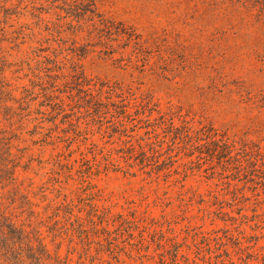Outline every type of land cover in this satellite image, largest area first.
I'll return each instance as SVG.
<instances>
[{
    "label": "trees",
    "instance_id": "1",
    "mask_svg": "<svg viewBox=\"0 0 264 264\" xmlns=\"http://www.w3.org/2000/svg\"><path fill=\"white\" fill-rule=\"evenodd\" d=\"M31 1L33 10L60 3L64 21L34 15L45 33L38 48L15 64L0 56V190L7 193L0 197V264H71L72 256L75 264H264V195L251 217L241 207L248 193L264 192V147L205 123L191 110L152 109V99L131 94L127 86L88 77L79 64L88 53L73 61L53 44L64 26L74 36L89 18L101 33L110 23L89 0ZM249 3L264 26V0ZM6 5L0 0V51L4 43L17 46L14 32L5 31L15 17ZM22 38L35 42L33 35ZM96 135L105 138L102 145L92 140ZM24 137L51 152L36 171L31 158L22 164L24 150H15ZM175 156L188 168L183 177L170 165ZM206 170L213 185L204 183L203 191L201 181L188 185ZM110 176L128 185L138 181L139 205L129 201L115 211L94 186ZM149 179L164 183L167 207L177 203L186 222L180 230L164 208L159 219L151 216L150 205L159 199L148 202Z\"/></svg>",
    "mask_w": 264,
    "mask_h": 264
},
{
    "label": "rangeland",
    "instance_id": "2",
    "mask_svg": "<svg viewBox=\"0 0 264 264\" xmlns=\"http://www.w3.org/2000/svg\"><path fill=\"white\" fill-rule=\"evenodd\" d=\"M89 1L93 4L91 9L110 23V29L102 33L94 30L89 18L74 36L69 32L71 28L64 26L61 40L53 44V47L61 46L64 51L60 53L73 61L78 62L79 55L88 53L79 62L85 75L121 83L130 89L131 94L149 97L154 105L150 106L152 109L181 107L185 111L191 110L204 117L205 123L264 147V26L257 20L255 11L250 9L249 0ZM6 2L15 17L5 25V31L8 34L14 32L17 46L2 44L0 56L7 63L15 64L32 54L33 48L39 46L36 41L45 37L43 26L34 15L41 14L42 19L50 23H62L64 12L60 3L37 6L33 10L31 0ZM51 6L57 9L53 10ZM245 6L247 9L243 8ZM81 9L87 7L79 11ZM31 35L35 42L22 38ZM135 53L140 55L138 59L133 58ZM29 140L24 137L23 142L15 143L14 147L15 150H24L22 164L31 158L36 171L38 161H48L51 152L32 146ZM92 140L98 145L105 142V138L99 135L93 136ZM177 157L170 165L183 177L188 168L183 167L184 162ZM206 163L202 162L204 166ZM196 176L190 177L188 185L197 186L195 181H201V191L207 189V184L213 185L207 182L208 170ZM29 177L33 178L35 185L40 184L39 177L32 173ZM135 182L128 185L121 177L110 176L95 182L94 186L104 199L116 206L115 211H120L129 201L139 205L140 184ZM146 183H149L146 187L148 202L159 199L150 205L151 216L159 219L164 208L168 218L175 223V229L180 230L186 222L177 213L176 202L167 207L164 183L157 186L150 179ZM261 193H248V200L241 203L249 217L255 205H262L260 196L264 192ZM6 194L0 190V197ZM170 197L173 199L174 194L171 193ZM259 211L264 212V206ZM45 242L53 251L54 246L49 240ZM260 243L259 246H264L263 242ZM154 250L151 247L148 251L152 253ZM59 253L64 256L66 247H62ZM71 259V264H75L76 256ZM149 261L148 264H158L156 259ZM126 264H141V261L127 260Z\"/></svg>",
    "mask_w": 264,
    "mask_h": 264
}]
</instances>
